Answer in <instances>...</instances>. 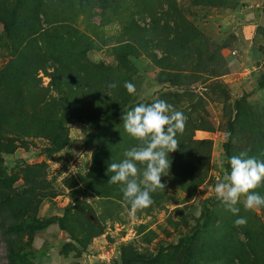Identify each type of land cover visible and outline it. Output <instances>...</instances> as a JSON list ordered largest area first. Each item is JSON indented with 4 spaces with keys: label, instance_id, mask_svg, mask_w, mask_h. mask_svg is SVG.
<instances>
[{
    "label": "rangeland",
    "instance_id": "374dc122",
    "mask_svg": "<svg viewBox=\"0 0 264 264\" xmlns=\"http://www.w3.org/2000/svg\"><path fill=\"white\" fill-rule=\"evenodd\" d=\"M158 99L186 125L133 213L108 167L139 146L122 116ZM242 152L264 161V0H0V264H264V206L214 191Z\"/></svg>",
    "mask_w": 264,
    "mask_h": 264
},
{
    "label": "clouds",
    "instance_id": "9594fccd",
    "mask_svg": "<svg viewBox=\"0 0 264 264\" xmlns=\"http://www.w3.org/2000/svg\"><path fill=\"white\" fill-rule=\"evenodd\" d=\"M116 86L115 83L109 85L110 88ZM124 87L130 95L136 93L133 83L126 81ZM122 120L125 131L139 141V146L125 151L121 162L109 164L108 172L113 175L108 183L122 186L124 200L134 213L150 207L153 203L151 193L167 187L162 183V177L170 174L172 161L169 154L179 150L177 135L184 131L187 117L166 101L158 99L151 105L135 106L122 116ZM225 135L230 137L231 133ZM230 166V174L226 172L223 180L214 187L226 210L237 215L241 203L246 210L264 206V197L254 191L264 182V161L242 152L230 158ZM246 224L244 217L234 221L237 227Z\"/></svg>",
    "mask_w": 264,
    "mask_h": 264
},
{
    "label": "trees",
    "instance_id": "16d2710c",
    "mask_svg": "<svg viewBox=\"0 0 264 264\" xmlns=\"http://www.w3.org/2000/svg\"><path fill=\"white\" fill-rule=\"evenodd\" d=\"M60 79H62L61 76L60 75L58 76L56 75V73H54L53 75L54 83L57 85L58 84L64 85V82L62 83ZM70 94H74V96L76 97L80 95L79 92L72 91V90ZM68 118L69 117H67V115L64 114V112L61 114V119L58 121V125L56 127L55 137H53V139L51 140V143L55 148H59V149L62 148V146H64L68 140V123H69ZM227 147H228V143H225V149H227ZM46 226H47L46 222L41 223V225H37L34 230H40V229L45 228ZM8 259H9V264H13V261L16 259H19L18 264H22L25 261V256L22 254H15L9 251ZM141 259L142 257H137V260H141Z\"/></svg>",
    "mask_w": 264,
    "mask_h": 264
}]
</instances>
